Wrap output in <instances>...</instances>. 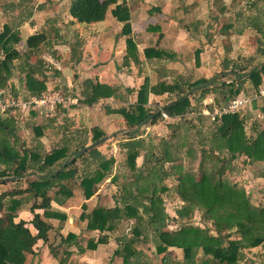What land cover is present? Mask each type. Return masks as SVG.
<instances>
[{
  "label": "rangeland",
  "instance_id": "rangeland-1",
  "mask_svg": "<svg viewBox=\"0 0 264 264\" xmlns=\"http://www.w3.org/2000/svg\"><path fill=\"white\" fill-rule=\"evenodd\" d=\"M71 1L0 0V32L3 31L4 26H8L15 32L18 41L11 40L9 45L22 54L19 59L13 61L11 75L4 88L8 92H11V94L29 96V91L25 87V76L28 71L34 69L35 77L45 81L47 87L45 91L59 92L65 100L60 106L49 111L34 112L27 115L14 113L1 117L0 119L10 121L9 125L15 132L12 140L16 139V148L21 152L24 149H34L40 153H45L52 148L68 143L71 153L75 147L80 146L84 142H87L86 145L91 144V129L94 126H98L103 129L107 138L96 145V147L105 159L113 158L114 160L110 167V173L98 183L95 193L88 199L84 197L83 189L79 185V182L86 173L94 169L98 159L85 155L77 157L76 162L71 165V167H76L77 174L73 180L67 182L68 187L72 191L67 206L76 214L75 222L81 230L78 229L80 232L74 233L76 236L74 242L62 246L55 255L49 249L48 254L53 258V262L50 264H68L69 262L74 264V259H71L70 256L72 244L75 254L79 256L89 254L92 256L94 250L100 244L108 245L110 241L112 245L106 247L107 254L102 257L99 264H124L122 256L117 254L116 251L121 249L124 240L131 236L134 221L122 219L113 231L103 232L107 235V241L98 244L95 249H92L87 246L88 241H97L98 236L102 233L98 230H88L86 227L87 219H81L80 215L82 212L89 213L96 206L114 207V205H121L123 189L131 186L133 189L136 187L134 174L142 171L143 175H146L151 165L156 162L153 155L161 157L165 146L171 156L174 157L173 161L160 164L162 166L161 170L166 171L168 175L160 180L151 174L148 179L154 181L157 187H167L166 191L158 189L157 192L162 197L163 207L168 214L166 221L167 228L176 230L183 224L192 223L203 228L206 227L214 234L215 230L212 220H205L202 216L203 208L195 207L188 218H179L176 213V210L184 205V202L176 192L178 183L176 172L181 167L183 170L191 171L197 177L200 170L201 151L202 149H209L212 146V134L215 131V125L206 115L198 114V111H196L203 108L204 102L201 101L198 93L190 94L188 96L190 97V107L185 110L184 114L167 119L159 118L154 124L150 123L151 120L146 124L141 123L135 134H139L138 137H141L140 139H142L143 144L139 148V154L135 158V169L137 170L134 171L128 162L126 148L121 147L125 142L129 128L124 125L123 116L121 114L113 116H120L123 120L113 122L116 124V127L112 129H105V126L103 128L100 125H103L105 119L112 116L111 114H118L109 111V109H116L118 107L128 108L135 100L137 89L146 77L151 85L160 82L162 77L157 71L156 74H148L146 66H140V57H138L137 61L131 59L135 65L133 73L135 79L133 81V88L128 89L131 98L127 97L126 104L117 103L115 102L116 100H113L110 104L106 98L100 99L92 105L86 103L87 95L83 93V81L86 79L96 80L94 78L82 79L80 78L81 72H78L77 65L80 59V55H78L79 44L82 42L80 33L85 30L79 24H87L77 23L69 19L68 8ZM149 1L141 0L142 3L138 2V10H143L139 12L140 17H148V14L144 10L152 6ZM120 3L128 7L127 0H120ZM167 3H171L169 4L170 9H173L175 12L171 17L175 16L178 26L185 28L186 23L190 21V14L195 10H197L195 13L199 23L197 29L189 34L192 37L191 46L186 44L179 52V61L183 63L181 73L177 74L175 70V73L169 80L162 81L168 83L178 82V85L185 90L187 89L186 84L184 85L185 81L191 83L190 81L201 78L205 74L210 77L215 76L217 81L219 79L231 81V73L225 72L226 70L222 65V60L225 57H231L234 60L237 59L241 64H251L252 66H259L261 62H264V0H176L174 4H172V1H167ZM112 17L114 16L112 15ZM202 19L203 21L200 22ZM129 22H131L130 19ZM121 25H123V22H121ZM226 25H231V28H224ZM137 27V31H142L143 25ZM159 29V26H150L149 24L147 26L148 32L153 33ZM40 31L46 33L47 40L40 46L39 50L31 52L26 46V38ZM130 35L133 38L132 34ZM72 46L76 47V52H73V54H71ZM3 55L4 53L0 49V59ZM117 67L121 69L122 64L120 66L117 65ZM151 77L157 78L153 80ZM262 83H264V76L262 77ZM241 87V90L247 94L253 90L249 80L244 81ZM177 94L176 92H166L161 98H157V104L155 96H152V103L149 104L150 100L148 99L147 107L154 110L166 101L173 102ZM149 95H152V93H149ZM234 96L230 95L227 88L225 93L219 91L216 94L210 93V99H207V102L211 101L210 105L214 110L225 100ZM261 106H264L263 102L255 103L254 107L247 106L240 112V116L245 118L244 130L249 139H252L257 131L264 128V113L261 111ZM80 110H83L84 116L81 115ZM36 127L40 128V135L36 134ZM215 155L224 158L229 156L225 149H222L219 151V154ZM70 157H73V154H70ZM146 158H148V164L144 162V160L147 161ZM213 160L214 158H206L204 165L211 167ZM42 173L44 172H39V174ZM262 175L264 177V161H250L245 155H239L231 161L230 167L225 171L224 176L229 181H236L239 187L244 188L253 205L264 207V178H257ZM113 176L115 177L114 181L111 180ZM24 178L25 176L15 177L14 180L0 183V191L26 186ZM144 182V179L139 181V183ZM57 189L58 186L56 184L49 190L53 197L52 202L55 205L54 207L51 204V209L54 211H59L58 203L62 202V200H68L61 192L57 193ZM99 189L101 191L96 195ZM18 198L21 199V204L15 211L16 220L24 219L29 223L28 220L33 215L30 207L35 198L30 194L18 196ZM37 199L40 201L41 198ZM9 201L10 198H7L6 205H9ZM83 204L86 207H83ZM78 205L79 207H76ZM42 218L48 217L43 215ZM56 220V228L52 230L51 237L59 229L58 225L63 223L59 219ZM228 232V230L224 231V233ZM229 235H231V238H237V233L234 230H231ZM150 236L149 234L147 241L140 240L134 243V247L136 250L140 249L142 251L143 264H162V254L157 253ZM42 245L36 246L33 255H28L26 264L41 263L40 253L42 252ZM242 252L244 253V258L254 261L255 264H261L264 259V243L255 247L244 248ZM167 254L170 257L168 264H182L181 248L169 247Z\"/></svg>",
  "mask_w": 264,
  "mask_h": 264
},
{
  "label": "trees",
  "instance_id": "trees-1",
  "mask_svg": "<svg viewBox=\"0 0 264 264\" xmlns=\"http://www.w3.org/2000/svg\"><path fill=\"white\" fill-rule=\"evenodd\" d=\"M112 5L111 13L119 22H123L121 34L126 36V55L123 62L127 63L130 59L137 61L138 51L130 35V14L126 5L120 3L119 0H72L68 11L75 22L89 24L104 20ZM155 11H160V8L151 7L148 9L150 13ZM190 27V24L186 25L188 30ZM224 28H231V25H226ZM11 40L18 41V37L8 26H4L3 31L0 32V49L4 53L0 59L1 89H5L11 75L13 61L22 56L17 49L10 47ZM46 40L47 35L44 31L36 32L26 38V46L31 52H35ZM73 52H76L75 46L71 48V54ZM144 54L146 58L171 56L165 50L155 47L144 48ZM222 65L225 72L231 73V81L222 79L217 81L215 76L201 77L190 81L191 83L185 81L184 85L186 84L187 89L183 90L178 82L160 81L151 85L146 77L137 89L135 100L128 108L109 109V111L121 114L124 125L129 127L127 137L121 147L126 148L128 162L134 171L137 170L135 169V158L143 144L141 137H138L139 134H135V132L147 117L152 116L150 123L154 124L159 118H162V112L171 117L184 114L185 110L190 107V97L182 96L196 86L206 85L191 93V95L198 93L199 98L204 102L203 108L196 110L198 114H201L205 108L213 111L210 105L211 101L207 102L210 93L216 94L218 91L225 93L228 88L230 95H249L261 85L264 76V63L252 66L251 64H241L237 59L225 57L222 60ZM253 67L256 68L243 77ZM246 80H249L253 87L249 94L241 90V84ZM83 86V93L87 95L85 102L90 105L97 103L100 99L118 97L117 91L120 89L118 85L101 83L92 79L84 80ZM25 87L29 91V96L39 95L47 88L44 80L35 77L34 69L26 73ZM166 92L178 93L171 104H168L171 102L168 101L162 105L163 109L158 113L157 111L161 107L154 110L147 107L149 93L164 94ZM60 105L58 104L56 107ZM254 105L255 103L249 106L254 107ZM261 111L264 113V106H261ZM34 112L37 113L35 110L30 113ZM207 118L209 117L207 116ZM212 121L215 125L212 146L201 151L198 176L196 177L194 173L183 170L181 167L176 172L178 180L176 192L184 202V205L178 208L176 213L179 218H188L195 207L203 208L202 216L205 220H212L215 233H211L206 227L203 228L192 223L183 224L176 230L167 228L168 214L163 207L162 197L157 194L158 189L166 191L167 187H157L154 181L148 179L151 174L160 180L168 175L166 171L161 170L160 164L173 161L174 157L165 146L161 157L153 155L156 162L151 165L146 175H143L142 171L134 174L136 187L133 189L131 186L123 189L121 205L96 206L89 213H81L80 218L87 219L88 230H98L102 233L98 236L97 241H88L89 248L95 249L98 244L105 243L107 235L103 232L113 231L118 222L122 219H129L134 221L131 236L126 238L122 248L116 251L122 256L124 264H143V253L140 249H135L134 243L140 240L147 241L149 234L157 253L162 254V264L169 262L170 257L167 254L169 247L181 248L182 264H255L254 261L244 258L242 249L264 243V207L253 205L245 189L239 187L236 182L229 181L224 175L225 171L229 169L231 161L239 155H245L250 161H264V128L257 131L252 139H249L244 130L245 118H242L240 113L221 115ZM9 122V120L0 119V177L15 176L19 178L25 176L26 186L13 187L0 192V264H26L28 255L34 253L33 248L36 242L39 239L47 241L49 231L53 228V225L45 221L42 216L56 218L60 222L66 219L64 213L51 209L53 197L49 190L57 184V193L61 192L66 198H69L72 191L67 182L73 180L77 174L76 167H71V165L76 162L77 157L88 155L98 159L94 169L86 173L79 182L84 197L88 199L95 193L98 183L108 176L114 160L113 158L105 159L96 146L85 152H79L87 142L75 147L71 153L68 143L52 148L45 153L34 149H24L21 152L15 146L16 139L12 140L15 132ZM35 132L40 135V128L36 127ZM105 136L106 133L102 128L92 127L91 143ZM222 149L228 152L227 158L215 155L219 154ZM70 154H73V157H70ZM206 158H214L211 167L204 165ZM146 159L147 161L144 160V162L148 164V158ZM30 172L34 173L30 174ZM39 172L44 173L39 174ZM114 179L113 176L111 180L114 181ZM142 179L145 182L139 183ZM26 194L35 198L30 207L33 217L29 221L35 229V233L31 231L24 219L16 220L15 211L21 204V199L18 196ZM39 197L41 199L37 202ZM7 198H10L9 205L5 203ZM82 206L86 207L85 204ZM35 209H42V216ZM225 230L229 232L224 233ZM231 230L237 233V238H231L229 235ZM75 238V234L69 232L61 243L52 245L50 251L55 255L62 246L74 242ZM261 264H264V259Z\"/></svg>",
  "mask_w": 264,
  "mask_h": 264
},
{
  "label": "crops",
  "instance_id": "crops-1",
  "mask_svg": "<svg viewBox=\"0 0 264 264\" xmlns=\"http://www.w3.org/2000/svg\"><path fill=\"white\" fill-rule=\"evenodd\" d=\"M167 1L169 2L172 1V4L176 2V0H171V1L150 0L149 2H151L152 6H150L149 8L159 7L160 11H155L154 13H150L148 12L149 8L145 9L144 11L145 13L148 14V17L143 18L139 16L140 14L139 12H142L143 10L139 11L137 7L138 2L142 3L141 0H136V2H134V0H127L128 2L127 5L130 11L131 34L136 42L138 57H140L141 60L140 66L141 67L146 66V70L149 72L148 74L150 75L151 73L156 74L157 71L161 75L162 80H166V79L169 80L170 77L175 73V70L177 71V74L181 73V66L183 63L179 61V52L184 48V46H186V44L191 46L192 37H190L189 34L194 32L195 29H197L199 23V21H197L198 19H196V13H195L197 12V10H195L193 13L190 14L191 16L190 21L186 23L191 25L189 30L186 27L182 28L178 26L175 16H172L173 18L171 17V15H174L173 13L175 12L173 11V9H170L171 7L169 4L171 3L168 4ZM111 8H113V5L109 8L108 13L106 14L104 20L89 24L86 23L87 25L79 24V26H83L85 30L80 33L81 34L80 39H82L81 42L82 44L81 43L79 44L80 49L78 55H80V59L78 60L77 67L79 70L78 72H81L82 74L80 77L82 79L94 78L96 81H99L101 83L115 84L120 86V89L117 91L118 97L116 98L110 97V98H106V100H108L110 104L113 102V100L114 101L116 100L115 102L120 104H126L127 97L129 99L131 98V94L129 93L128 89L130 90V88H133L132 86L134 85L133 81L135 77L133 76L134 75L133 73H134L135 65L133 64L131 59L127 63L123 62L124 56L126 55V43H125L126 36L124 35L120 36L122 25L121 22H119L114 17H112L110 12ZM155 14H157V16H155ZM69 19L74 20L70 15H69ZM202 21L203 19L200 22ZM206 23L208 22L206 21ZM148 24L150 26H159L160 29L153 33L148 32L147 31ZM139 25H143L142 31H137L138 30L137 26ZM146 47H155V48L163 49L167 53H170L171 56L168 58L167 57L146 58L144 54V48ZM100 48L102 49L100 50ZM120 64H122L121 69L117 67V65L120 66ZM203 77L209 78L210 76L205 74ZM156 78L153 77L152 79L155 80ZM164 94L152 93V95L148 96L150 97L148 98L150 100L149 104L152 103V99H151L152 96H155V102L157 104V100H158L157 98L159 97L161 98V96ZM121 96L123 97L121 98ZM167 102L168 101H166L165 103ZM162 105H160L159 107H161ZM80 112L81 115L84 116L83 110H80ZM111 115L112 116H109L105 119L103 125L102 124L100 125L101 127L103 126L104 128L105 126V129L106 128L112 129L116 127L115 126L116 124L113 122H118V120L120 121L123 120L120 116L113 117L120 114H111ZM257 178L263 179L264 177L262 175ZM100 191L101 189H99L96 195H98ZM69 200L70 198H68V200L66 201L62 200V202L57 204L58 210L66 214V219L63 221L61 225H58L59 229L55 231L53 237H51V232L54 228H56L57 220L55 218L53 219L43 218L45 221L51 223L53 225V228L49 231L47 241H43L39 239L34 245L33 249L36 250V246H40L41 244H43L41 247L42 252L40 253L41 256L40 264H50L51 262H53L52 256L48 254L49 249L52 245L54 246L61 243L62 239L69 232L79 233L81 230V228H79L75 222L76 214H74V212H72L71 209L67 206ZM37 202H39L38 199ZM51 204L52 206L55 207L54 202L51 201ZM79 205L76 207H79ZM35 211L41 215L43 213L42 209H37ZM31 218L28 221H30ZM27 224L31 229V231L35 233V229L33 228L32 230L33 226L30 223ZM110 245H112L111 241L108 243V245L100 244V246H98L94 250L92 256L89 254L79 256L73 252L74 246L72 244L71 245L72 248H70L72 253L70 256L71 259H74V264L75 263L99 264L102 260V257L107 254L106 247ZM68 264H72V263L69 262Z\"/></svg>",
  "mask_w": 264,
  "mask_h": 264
},
{
  "label": "built area",
  "instance_id": "built-area-1",
  "mask_svg": "<svg viewBox=\"0 0 264 264\" xmlns=\"http://www.w3.org/2000/svg\"><path fill=\"white\" fill-rule=\"evenodd\" d=\"M65 100L59 92L45 91L39 95H31L27 98L11 94L6 89L0 88V118L9 114L19 112L23 115L30 114L32 110L39 113L52 110L58 104L64 103ZM264 103V83L259 85L249 95H238L228 100H225L219 107L213 111L207 108L203 109L201 114L208 116L211 120L225 114H237L242 112L247 106L253 103ZM162 118H172L165 112L161 114ZM178 117V116H176Z\"/></svg>",
  "mask_w": 264,
  "mask_h": 264
},
{
  "label": "water",
  "instance_id": "water-1",
  "mask_svg": "<svg viewBox=\"0 0 264 264\" xmlns=\"http://www.w3.org/2000/svg\"><path fill=\"white\" fill-rule=\"evenodd\" d=\"M263 63H264V62H263ZM255 68H256V67H253L252 69H250L247 73H245V74L243 75V77L247 76V75H248L252 70H254ZM208 84H210V83H208ZM205 86H206V85H201V86L193 87L191 90H189L187 93H185L182 97H188L192 92L198 90V89L201 88V87H205ZM182 97H180V98H182ZM171 103H172V101H171L170 103H168V104H171ZM161 109H163V108H161ZM161 109H159V110L157 111V113L160 112ZM151 118H152V116L147 117L144 121H142V124H146V123H148V122L151 120ZM106 138H107V137H102V138H100L99 140L94 141V142H92L91 144L84 146L83 148H81V149L79 150V152H85V151H87V150H89V149L95 147V146L98 145L99 143L105 141ZM32 173H33V172H30V174H32ZM14 179H15L14 176L0 177V182H5V181H9V180H14Z\"/></svg>",
  "mask_w": 264,
  "mask_h": 264
},
{
  "label": "bare ground",
  "instance_id": "bare-ground-1",
  "mask_svg": "<svg viewBox=\"0 0 264 264\" xmlns=\"http://www.w3.org/2000/svg\"><path fill=\"white\" fill-rule=\"evenodd\" d=\"M161 108H162V107H161ZM161 108H160V109H161ZM161 110H162V109H161ZM161 110H160V111H161Z\"/></svg>",
  "mask_w": 264,
  "mask_h": 264
}]
</instances>
